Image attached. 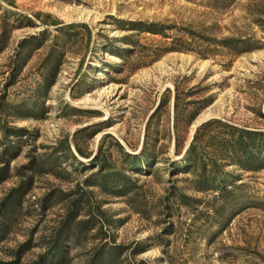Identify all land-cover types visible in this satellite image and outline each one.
<instances>
[{
  "label": "rangeland",
  "instance_id": "obj_1",
  "mask_svg": "<svg viewBox=\"0 0 264 264\" xmlns=\"http://www.w3.org/2000/svg\"><path fill=\"white\" fill-rule=\"evenodd\" d=\"M1 170L0 264H264V0H0Z\"/></svg>",
  "mask_w": 264,
  "mask_h": 264
},
{
  "label": "trees",
  "instance_id": "obj_2",
  "mask_svg": "<svg viewBox=\"0 0 264 264\" xmlns=\"http://www.w3.org/2000/svg\"><path fill=\"white\" fill-rule=\"evenodd\" d=\"M10 4H12V1H9ZM34 18L36 20H39L42 22V24L44 26H53V27H57L59 30L61 31H68V30H73L75 28H80L83 29L85 31L88 30L87 25L84 23H71V24H62V22H59L58 20L52 18L50 15L48 14H41V13H36L34 15ZM218 124L219 121L217 120H212V121H207L203 124H201L195 131L193 139L191 144L189 145V147L187 148L185 154H184V164H183V168L184 167H195L197 165L202 164L203 162L200 160V155L197 152V147L195 145L196 140L198 139V133H200L201 131L205 130L206 128H210L209 126L211 124ZM203 165V164H202ZM202 170H204V172L206 173V170L203 168ZM3 170H1L0 172H2ZM204 174V173H203ZM206 176V174H205ZM4 176H0V181H2L4 178ZM205 182H207V180L205 179L204 175H202L200 173V175L196 176V180H194L195 186L197 187V189L199 191H205V185H203ZM120 248H115L114 251H110L109 255L111 256V258L116 257L119 252H117Z\"/></svg>",
  "mask_w": 264,
  "mask_h": 264
},
{
  "label": "water",
  "instance_id": "obj_3",
  "mask_svg": "<svg viewBox=\"0 0 264 264\" xmlns=\"http://www.w3.org/2000/svg\"><path fill=\"white\" fill-rule=\"evenodd\" d=\"M41 26L45 27L43 24H41Z\"/></svg>",
  "mask_w": 264,
  "mask_h": 264
}]
</instances>
